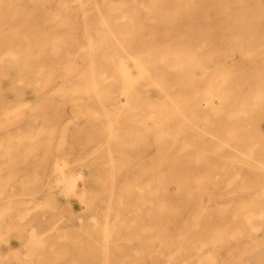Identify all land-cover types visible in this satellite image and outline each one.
I'll return each instance as SVG.
<instances>
[{
	"label": "rangeland",
	"instance_id": "374dc122",
	"mask_svg": "<svg viewBox=\"0 0 264 264\" xmlns=\"http://www.w3.org/2000/svg\"><path fill=\"white\" fill-rule=\"evenodd\" d=\"M66 1L58 11L11 9L0 21V264H9L13 235L42 213L58 240L74 235L73 249L90 234L97 264H264V0H193L189 21L226 81L184 133L175 121L163 136L151 88L136 109L118 83L96 99L86 13L115 14L97 15L101 0ZM112 60L120 65L121 53ZM104 103L114 107L106 113Z\"/></svg>",
	"mask_w": 264,
	"mask_h": 264
},
{
	"label": "bare ground",
	"instance_id": "6f19581e",
	"mask_svg": "<svg viewBox=\"0 0 264 264\" xmlns=\"http://www.w3.org/2000/svg\"><path fill=\"white\" fill-rule=\"evenodd\" d=\"M23 1L24 0H0V21L5 20V13L9 12L11 9H14V11H16L26 7L29 9H33L35 7L46 6L47 8H49L50 11L52 10L58 11L61 8L70 7V3L66 0L64 1L57 0V3L59 2L60 4L58 5V7L51 6L50 4L47 3L44 4L43 0H28L30 5L25 4ZM78 1L80 2V0ZM128 1L129 2L124 4V6H122L123 4H121L120 2L119 3L115 1L109 2V0H101L97 3H94L95 5L94 9L96 10V12H99V14L97 13V15H100L99 10H103L105 12L108 11L110 15L115 14V17L112 21L109 20L108 17H107L108 19H106V17L105 19H102V16L100 17L97 16L99 17V20H96L91 15L88 16V14L86 13L85 19L87 20L88 23L92 24L94 28L92 34L90 33L88 34V32H86L88 34V37L85 38L90 40L89 43L91 44L87 43L88 45H90V48L87 46L85 47H87L89 51L95 53L94 57H92V54L90 57L91 64H90V71L88 72L90 78L89 80L86 81V83L89 81V84H91L90 87L94 88L91 89L95 90V93L97 92L98 97H96L97 94L95 95V97L96 99L99 98L97 99L99 101L102 98H107L106 93L108 91L105 93V90L111 89L112 87L111 85H114V83L120 84L119 86L121 88L119 89H121V92H123L124 95L126 94L125 96L128 98V101L122 100V102L124 105H126L127 108L130 109L137 108V103H138V101H136L137 98L143 97L141 91L147 88H151L156 94L155 101H153L154 102L153 106H156L157 109L156 119L161 124V129H160L161 136L166 134H171L172 128L169 124L175 121L181 122V125L179 126V128H177L176 133L179 132L180 134H182L186 130L187 123L189 122L191 123V119L193 117H197L195 110L198 109L199 106L205 105L208 101V98L211 97V94L219 90L220 87L223 86L224 82L226 81V78H224L223 76L221 77L218 61L214 65L210 66V61H213L215 57L206 54L205 52L207 46L206 40L200 39L198 37V32L196 31L195 33V30L189 21L188 13L195 12V10L197 9L196 4L194 3L193 0H128ZM71 2L74 3L76 2V0ZM87 3L90 4V2ZM80 4L85 6L82 3ZM82 8L83 7H80V10H82ZM81 15L82 16L84 15L85 17V14H81ZM52 16H54V14ZM55 16L54 18L56 19ZM12 17L13 15L11 16V18ZM61 24H59V26ZM85 25H87V23ZM83 31H84V27L82 32ZM199 32L202 36H205L207 31L205 27L200 26ZM82 34L85 35L84 33ZM89 36H91L93 39L90 38ZM85 41L87 42V40ZM128 44H130V46L127 47L126 45ZM51 46L52 45H50V49L52 48ZM80 48L82 49L83 47L79 46V48L77 49L80 50ZM250 51L249 52L247 51L249 53L247 55H251ZM9 52L10 51H8L7 53L9 54ZM75 53L76 52H74V54ZM114 53H121L122 62L120 63V65L113 64L114 62L112 60V56ZM1 55L2 57L4 56L3 54ZM244 56L246 55L244 54ZM259 66L260 65L257 64L256 68H259ZM209 68H213L214 70L210 71ZM215 80L217 82H215ZM15 83L18 84L19 81ZM104 83H107L110 86H108V88L103 89L102 87ZM59 87L61 89V86ZM63 88L61 90H63ZM72 88L73 87H70L67 90L70 89L69 91L71 93ZM74 88H73L74 90H77L76 85L74 86ZM189 93L193 94L194 97L193 104L189 103ZM111 107L114 106L112 104L109 105L108 103L107 104L104 103V105L102 104V110L106 113ZM4 111L6 112V110ZM164 125L167 126L165 127ZM224 144L225 142L223 143V145ZM184 145L188 146L187 144ZM161 150L164 151V149L162 148ZM78 173H76L77 176ZM58 180L61 179L59 178ZM167 181H168V177L166 176V172H163L159 184L161 197L163 199H165V195L167 194V185H166ZM53 195L54 192L52 193L51 196ZM262 206L261 209L263 208ZM261 213H262L261 215L257 213L258 214L257 216H262L264 214V212ZM33 225L34 224H31V226ZM48 229H46V231ZM104 230L106 229L104 228ZM30 232L28 233L33 235L35 233L34 230ZM41 233L38 235L42 236L43 233L42 235ZM35 235L37 236V234ZM104 235L106 236L105 233ZM37 238L40 237L37 236ZM39 240L37 241L39 242ZM26 244L28 246L29 243ZM35 244L39 245V243H35ZM29 245H32V243H30Z\"/></svg>",
	"mask_w": 264,
	"mask_h": 264
},
{
	"label": "crops",
	"instance_id": "0c3cea01",
	"mask_svg": "<svg viewBox=\"0 0 264 264\" xmlns=\"http://www.w3.org/2000/svg\"><path fill=\"white\" fill-rule=\"evenodd\" d=\"M51 222V218H49L47 213H42L36 221H33L34 225L31 228H34V232L38 237H44L40 240L41 244L39 250H35V247L33 248V234L28 233L33 231V229H30L28 225L25 226L24 230L18 231L13 235L12 244L14 246V251L10 255L9 264H82L79 254H81V257L84 254L89 255L88 258L91 259V262L87 264H97V250L91 245L92 236L90 234H81L85 238L81 240L78 249H73L69 244L74 243V235H69L67 241L58 240L57 237H59V235L57 234V230L49 231L48 229ZM46 229L48 230L46 231ZM40 233L42 236L38 235ZM81 233L85 232L82 231ZM88 236L91 239H87ZM23 242L32 243V245L28 244L27 246L25 243V246Z\"/></svg>",
	"mask_w": 264,
	"mask_h": 264
}]
</instances>
